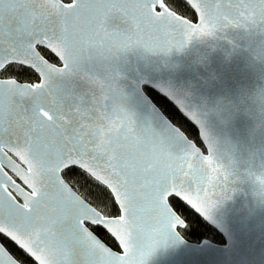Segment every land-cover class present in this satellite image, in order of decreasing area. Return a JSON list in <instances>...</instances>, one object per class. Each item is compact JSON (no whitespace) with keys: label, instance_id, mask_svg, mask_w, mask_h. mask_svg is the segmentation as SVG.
Wrapping results in <instances>:
<instances>
[{"label":"snow or ice","instance_id":"1","mask_svg":"<svg viewBox=\"0 0 264 264\" xmlns=\"http://www.w3.org/2000/svg\"><path fill=\"white\" fill-rule=\"evenodd\" d=\"M187 4L200 24L165 0H0V237L31 264H146L184 225L183 206L207 215L235 191L237 169L219 162L196 112L173 100L202 130L207 154L177 134L183 129L163 107L159 128L139 120L118 85L117 61L130 51L167 54L228 27L264 35V0ZM32 73L37 82L16 79ZM96 77L106 86L102 106L89 87ZM65 176L94 188L98 203ZM257 180L264 194V176ZM105 200L114 214L100 207ZM0 264L22 261L0 243Z\"/></svg>","mask_w":264,"mask_h":264},{"label":"water","instance_id":"2","mask_svg":"<svg viewBox=\"0 0 264 264\" xmlns=\"http://www.w3.org/2000/svg\"><path fill=\"white\" fill-rule=\"evenodd\" d=\"M182 1L191 9L187 0ZM191 10L196 20L189 22L200 24L199 15ZM261 49H264V35L228 27L218 31L214 38L193 37L179 51L173 48L167 54H156L137 49L117 61L118 85L139 120L151 119L154 127H160L164 116L144 88L160 96L163 90L172 100L161 97L196 129L203 148L197 146L201 153L207 154L202 130L184 116L173 100H182L186 112L198 114L203 130L217 143L219 162L225 165L231 162L237 169V177H233L230 185L235 191H230V198L218 203L211 213L201 215L187 206L222 236L223 243L206 239L194 243L184 239L178 231L185 228L184 222L170 233L168 241L154 249L146 264H264V194L257 180L264 174V102L261 100L264 54ZM46 51L60 63L54 53ZM89 87L96 90L102 106L106 91L103 79L94 78ZM112 119L118 121L119 116L114 114ZM177 134L183 136L184 132ZM111 238L119 248L118 242Z\"/></svg>","mask_w":264,"mask_h":264},{"label":"trees","instance_id":"3","mask_svg":"<svg viewBox=\"0 0 264 264\" xmlns=\"http://www.w3.org/2000/svg\"><path fill=\"white\" fill-rule=\"evenodd\" d=\"M64 2H68V0H64ZM165 2L172 10L176 11L177 14H180L182 17L190 21L196 20L193 11L182 0H165ZM44 53H46V58L49 59V62L59 64L57 59L49 52L44 50ZM16 79L19 82L25 83L38 81V77L35 73L17 75ZM144 91L152 101L155 100L158 102V104H155L158 108L163 107L165 115H170L173 118L174 123L180 125V127L183 129V132L186 133L189 139L194 141L197 146L202 148L201 142L198 139V133L196 129L179 113V111L168 100L148 88H144ZM78 179L79 178L75 176H65V180L71 183L75 188H79L80 192L88 196V199L90 201H92L93 203H98L95 200V189L92 188L86 191L87 186H83L82 184L78 183ZM112 205L113 202L111 200H105L103 204H100V207L106 214L112 215L114 214ZM180 214L183 218V221L186 223V226L184 229H179L178 231L184 239L194 243L200 242L201 240L205 239L218 244L223 243L222 236L215 229L205 223L200 217L194 214L193 211L186 205L180 209ZM93 231L108 247L113 250H119L114 240L104 230H97L94 227ZM0 243H4L9 251L22 261V264H31L30 259L25 260L22 253H20L19 250L11 242L7 241L3 237H0Z\"/></svg>","mask_w":264,"mask_h":264},{"label":"clouds","instance_id":"4","mask_svg":"<svg viewBox=\"0 0 264 264\" xmlns=\"http://www.w3.org/2000/svg\"><path fill=\"white\" fill-rule=\"evenodd\" d=\"M262 176H264V174H262Z\"/></svg>","mask_w":264,"mask_h":264}]
</instances>
